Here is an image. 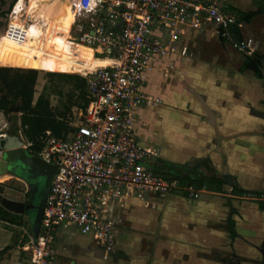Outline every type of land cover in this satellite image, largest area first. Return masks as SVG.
I'll return each mask as SVG.
<instances>
[{
	"label": "crops",
	"instance_id": "1",
	"mask_svg": "<svg viewBox=\"0 0 264 264\" xmlns=\"http://www.w3.org/2000/svg\"><path fill=\"white\" fill-rule=\"evenodd\" d=\"M230 2L241 11L255 9L253 0ZM241 32L252 53L264 60V13L243 23ZM178 45L187 48L186 56L155 61V69L146 73L150 104L133 110V130L151 153V169L158 161L176 165L189 177L221 180L225 192L202 190L197 199L176 192L149 205L116 206L118 248L108 260L91 238L58 229L57 264H264V81L243 70L247 55L210 30L185 32ZM154 119L162 127L159 146L149 131ZM232 188L244 195H232ZM139 233L142 241H125ZM7 235L0 228V245ZM4 247L0 264H15L18 248Z\"/></svg>",
	"mask_w": 264,
	"mask_h": 264
},
{
	"label": "built area",
	"instance_id": "2",
	"mask_svg": "<svg viewBox=\"0 0 264 264\" xmlns=\"http://www.w3.org/2000/svg\"><path fill=\"white\" fill-rule=\"evenodd\" d=\"M231 0H76L68 40L87 47L106 66L87 70L88 104L61 138L47 132L37 154L56 165L37 239L27 246L29 264H57L56 231H75L103 250L104 259L117 252L113 208L126 202L145 205L172 193L199 192L165 179L148 166L151 153L137 140L132 112L150 104L144 85L155 61L186 56L180 47L185 32L210 30L233 49L251 56ZM242 33V32H241ZM76 37V39H74ZM24 142V141H23ZM31 144L24 147L29 148ZM25 249V248H24Z\"/></svg>",
	"mask_w": 264,
	"mask_h": 264
},
{
	"label": "trees",
	"instance_id": "3",
	"mask_svg": "<svg viewBox=\"0 0 264 264\" xmlns=\"http://www.w3.org/2000/svg\"><path fill=\"white\" fill-rule=\"evenodd\" d=\"M7 0H0L1 7L6 5ZM14 0L11 1L13 3ZM27 1V8L38 15L43 20L44 32L43 40L38 41L35 39V44L29 49V52L33 53L35 58L42 62H48L49 60L62 61L69 66L67 74H77V58L75 51L72 47H68L59 37L53 35L55 30L64 25L70 14L71 0H25ZM255 9L252 11H241L232 8L237 14V23H249L252 18L264 13V0H253ZM6 12L0 11V15H6L9 12L10 7ZM29 35L36 36L37 33L28 31ZM231 33L236 41L243 39L241 31L237 26L231 27ZM222 41V37H219ZM254 54V53H253ZM252 54V55H253ZM255 55V54H254ZM260 58V59H259ZM252 59L251 56H245L242 64L243 70L252 72L256 78L262 79V64L260 60L262 57ZM5 59L12 63L11 58ZM10 68L0 67V112L5 115H10L14 124L10 126V134H17L19 129L23 135L27 138V141L31 144L29 151L32 154H39L42 149V145L38 143V139L45 132H50L53 137L61 138L68 135L72 129L59 120L53 113L48 99L45 97H39L34 102V89L37 82L38 72L40 70L37 67H25ZM41 71V70H40ZM68 78L76 79V82L83 89L82 97L87 101L85 108L88 104L87 91H86V79L79 76H68ZM16 108L19 114V126L17 123V117L14 115L12 109ZM84 108V109H85ZM159 163V164H156ZM154 170L157 174L161 175L165 179L171 181H177L181 187L192 188L196 191H207L213 193H224L225 187L223 182L216 178H207L199 175L187 176V172L176 165H171L162 161L156 162ZM231 193L234 196H243L240 190L236 188L231 189ZM182 196H188L189 192L182 191ZM253 198H257L251 194ZM262 208H264V204ZM10 213L0 208V222H6L11 225H16L14 220L10 218ZM18 219V216L15 217ZM229 231L231 237H234V225L232 221L228 220Z\"/></svg>",
	"mask_w": 264,
	"mask_h": 264
},
{
	"label": "rangeland",
	"instance_id": "4",
	"mask_svg": "<svg viewBox=\"0 0 264 264\" xmlns=\"http://www.w3.org/2000/svg\"><path fill=\"white\" fill-rule=\"evenodd\" d=\"M7 0L6 5L1 7L0 11L6 12L10 7L8 14L0 15V67L20 68L28 69L24 67H37L40 70L38 72L37 82L34 89V102L39 97H45L48 99L53 113L62 119L68 127L70 124H79L80 113L84 111L86 100L82 97L83 89L78 85L76 79L68 78V76H79L81 74H67L69 71L68 64L62 61L49 60L48 62L42 63L38 61L34 54L29 52L30 39H36L42 41L45 30L43 20L38 17L36 13L27 8V1L25 0ZM73 2L76 0H72ZM72 2H69V5ZM28 31L36 32L37 35L31 36ZM204 32V33H203ZM207 30L200 31V34L206 35ZM30 38V39H29ZM76 39V37L74 38ZM67 41L68 40L67 37ZM12 59V63L5 59ZM86 56L84 55V59ZM84 59L81 61L83 62ZM77 63H79L77 61ZM17 117V123L19 126V114L13 113ZM157 120V119H154ZM159 122L150 123L149 131L152 133L153 142L156 145H161L159 137ZM14 124L10 115H5L0 112V132L6 131L11 125ZM162 128V127H161ZM17 135L25 142V145L29 143L27 138L23 135L19 129ZM47 132L41 135L38 139V143L42 145L43 139L46 137ZM30 144V143H29ZM29 150V148H27ZM28 187L22 177L17 178L15 175L5 173L0 176V208L10 213V218L15 221L16 225H11L6 222H0V228L3 232L8 233V239L4 240L5 244H1L0 248L5 252V245L8 247H17L18 258L15 263V259L9 258V262L18 264V259L21 264L28 263V252L27 245L31 243L33 238L31 233L32 215L30 214H18L12 211L9 207L3 204L4 201L22 203L28 199ZM37 203V200L35 201ZM115 216V212L113 213ZM124 215V214H123ZM122 215L123 224L126 226V217ZM18 216V219L15 217ZM113 216V215H112ZM113 216V218H114ZM116 223V221H114ZM125 226H118L119 230H124ZM134 232V231H133ZM6 234V233H5ZM137 238H130L125 240L128 241H142V235L139 233L135 235ZM7 241V242H6ZM7 243V244H6ZM128 244V243H127ZM26 246V247H25ZM72 250H78V244H71ZM143 246V244H142ZM7 247V246H6ZM25 248V249H24ZM24 250V251H23Z\"/></svg>",
	"mask_w": 264,
	"mask_h": 264
},
{
	"label": "water",
	"instance_id": "5",
	"mask_svg": "<svg viewBox=\"0 0 264 264\" xmlns=\"http://www.w3.org/2000/svg\"><path fill=\"white\" fill-rule=\"evenodd\" d=\"M252 59H256V56L252 55ZM260 62L262 64L261 72L264 81V60H260ZM12 111L17 112V109L14 108ZM16 169L26 174L24 176L25 181L29 182L37 178L42 180L37 197L38 200L33 207L32 213L31 233L35 240L39 234L50 183L57 167L56 165L44 162L38 155L30 153L24 147V142L18 135L10 136L5 133L0 137V176L5 173H13Z\"/></svg>",
	"mask_w": 264,
	"mask_h": 264
},
{
	"label": "bare ground",
	"instance_id": "6",
	"mask_svg": "<svg viewBox=\"0 0 264 264\" xmlns=\"http://www.w3.org/2000/svg\"><path fill=\"white\" fill-rule=\"evenodd\" d=\"M72 9V4H70V14H69V19L68 21L64 24L59 26L53 35L59 37L62 39V41L67 45L68 47H72L75 51V55L77 58V67H78V73L81 75H85L87 70H91L95 67H100V66H106L110 63L109 60L107 59H95L93 57V51L87 47L81 46V45H76L72 44L71 42L67 41V37L69 36V30L70 26L74 20V13L71 11ZM30 39V38H29ZM30 48L35 44V39H30ZM84 55L86 58L84 59ZM84 59L82 62L81 60Z\"/></svg>",
	"mask_w": 264,
	"mask_h": 264
},
{
	"label": "flooded vegetation",
	"instance_id": "7",
	"mask_svg": "<svg viewBox=\"0 0 264 264\" xmlns=\"http://www.w3.org/2000/svg\"><path fill=\"white\" fill-rule=\"evenodd\" d=\"M255 56H256V59L261 57V56H259L257 54H255ZM251 58H252V55H251ZM9 128L6 131L0 132V137H2L5 133L10 135V136L17 135V134H15V135L10 134ZM8 174L15 175L17 178L22 177L23 180L25 178L24 176H26L25 173L20 172L18 169H16V171L13 172V173H8ZM25 183H26V185L28 187V192H27L28 199L24 200L22 203L4 201L3 204L6 205L7 207H9L12 211L16 212L17 214H18V212L19 213L22 212L23 214H26V215L27 214L32 215L33 207L36 204L35 201L38 200L37 197H38L40 186L42 184V180L37 178V179L31 180L29 182L25 181Z\"/></svg>",
	"mask_w": 264,
	"mask_h": 264
}]
</instances>
